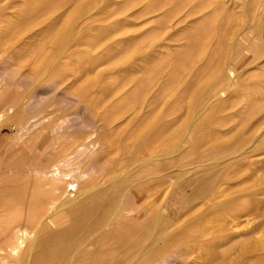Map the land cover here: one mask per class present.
I'll return each mask as SVG.
<instances>
[{"label":"bare ground","instance_id":"bare-ground-1","mask_svg":"<svg viewBox=\"0 0 264 264\" xmlns=\"http://www.w3.org/2000/svg\"><path fill=\"white\" fill-rule=\"evenodd\" d=\"M57 6L47 7L56 15L45 21L42 34L47 33L52 46L67 48L70 22L66 9L59 11ZM151 7V12L163 13L145 39L164 35L182 39L185 53L192 57L190 74L207 61L206 53L219 51L200 87L188 94L189 102L198 105L197 112L218 109L221 104L216 101L234 84L240 85L243 69L241 90L232 95L243 100L246 136L221 147L211 133L203 141L211 145L205 151L189 146L181 152L187 137L170 145L163 55L144 66L139 80L134 79L135 72L142 67L130 74L127 106L112 109L113 115L106 113L105 118L94 112L97 106L85 102L86 92L67 94L69 74L67 78L66 69L55 66L56 51L25 82L0 53V132L7 127L16 130L14 138L0 146L3 264H73L75 258H80L78 264H262L257 222L252 227L225 224L233 210L247 204L229 197L232 179L243 171L241 162L263 160L254 157L264 151V0H157ZM223 60L229 63L220 72ZM41 88L60 102L45 106V98H36L44 93ZM127 111L142 113L140 127L132 131L133 140L124 144V153L109 159L112 142H105L106 137L101 143L102 134L97 132L113 133L112 123ZM123 134L109 140L119 146ZM100 150L106 152L102 164ZM244 189H239L237 198L244 196ZM259 192L246 193L253 199L254 219H260L263 210ZM168 204L175 206L168 207L170 214L199 212H192L196 217L187 227H167L168 218L161 211Z\"/></svg>","mask_w":264,"mask_h":264},{"label":"rangeland","instance_id":"rangeland-1","mask_svg":"<svg viewBox=\"0 0 264 264\" xmlns=\"http://www.w3.org/2000/svg\"><path fill=\"white\" fill-rule=\"evenodd\" d=\"M156 1L157 0H0V53H2L6 60L11 62L10 69L17 73L21 72L23 82H25L29 74L38 71L39 68L42 67L43 61L45 59L47 61L52 53L56 51L54 56L58 60H56L55 66L66 69L67 78L69 74V78L67 79L69 85L67 94L70 95L69 93H72V90L75 91L77 89H81L84 93L86 92L87 98L85 102L97 106L94 112L103 113L101 115H104V117L106 113L109 114V116L106 115V117L113 115L114 112L112 109L114 108V110H116V108H120L122 105L127 106L125 102L131 96V91L128 90L130 86V74L139 66L142 67L141 70L135 72L136 77L134 79L139 80L140 77L144 76V72L146 71V69L144 70V66L148 67L151 63L157 62L160 55H163V59L166 63L165 71L167 72V76L165 77V93L168 94L166 97L168 102L165 105V111L167 113L165 125L167 129L166 135L168 136L170 145H177L182 138L187 137L188 141L183 144L185 149H182L181 152L187 150L189 146H194L199 151H205L210 148L211 145L210 143L203 144V141H206L211 133L212 136L210 138L214 137L216 141L220 143L219 145H221V147L222 145H226V147L231 145L229 143H232V145L235 144L239 139H243L246 136L245 129L247 128V117H245L243 111V100L241 97L237 98L232 95L233 91L241 90V83L244 78L243 69L241 68L239 70L240 77L238 78L241 86L239 84H234L230 90L232 92L228 91L223 95L222 99L216 101V104H221L218 109L212 106L204 111L197 112L198 105L194 103L195 101L189 102L187 98L188 94L190 89L200 87L203 78L207 75L208 71L212 69L216 59L218 60L219 51L215 49V52L206 53L204 57L207 61L205 63H200L194 73L190 74V64L188 62L191 61L189 59L192 57L191 54L187 56L185 50L186 46L183 45L184 41L182 39H176V35H170L168 37L164 35V37L155 38L153 41L146 40L145 37L147 34L150 36V31L154 27H157V22L162 17V10L150 11V5L153 7ZM50 4H57L58 6L56 9H59V11H61L62 8L66 9L64 15L66 13V16L69 18L70 26L68 37L71 39L69 40L68 38L70 44L66 43L67 48L52 46L47 33L46 35L42 34L43 29H46V26L44 27L45 21L56 15L52 9L47 8ZM62 5L64 7H62ZM71 27L72 30H70ZM144 39L146 41H141ZM67 44L70 46L69 48ZM57 51L63 54H57ZM123 52L126 53L124 54ZM65 58L66 60H64ZM225 60H223L224 62L222 61L219 67L220 72H224L228 66L227 63H229V61L226 62ZM50 62L48 64H50ZM19 66L20 68L18 69ZM189 74L191 77L190 80L187 79ZM127 82H129L128 86L125 85ZM218 86H223L222 82H220ZM180 89L181 91H179ZM41 90L44 93L37 95L36 98L39 101L45 98V106L53 101L57 102L56 100L60 102V99H56L55 95L51 93L45 94L47 91L46 88H41ZM203 90H205V87H203ZM29 92H31V88H29ZM29 94L31 93H26L27 96ZM230 100L235 101L232 102ZM204 104L207 106L208 101ZM62 111L65 113L68 112L69 109H63ZM29 112L34 113L32 109H30ZM99 113L97 115H99ZM141 120L142 113L137 114L136 111H127L121 118L116 120L115 123H112L113 133L109 130L108 131L111 133H109L110 135H106L108 133L107 131L101 133L97 132L99 135L102 134L99 138H102V141H100L101 143L104 142L106 137L115 139L120 133L123 134L126 132L122 137L125 139L127 137L128 141H124V138H121L122 140L120 139L119 141L121 146H118V144L116 145V143L114 144V142L108 138L107 140L109 141L105 140L108 144L112 142L111 146L113 152L110 156L108 155L110 158L107 156L109 159H111V157H120V153H124L122 150L125 146L124 144L132 142L131 133L136 128L140 127L139 123ZM81 132L86 131L83 130ZM15 134L16 130L13 129V127L3 129L0 132V146H4L8 140L13 139ZM125 134H129L130 137H128L129 135L125 137ZM235 138H237L236 141ZM112 144H114L115 147ZM102 146L103 145H101V147ZM101 152L102 150L98 153L101 158L96 154L99 158V164H102L106 153L102 152L101 154ZM254 158L263 160L255 164H249L247 161L243 160L241 162L244 164L242 167L243 171L232 179L230 185V191L232 192H229L231 193L229 197L239 200V204H241L244 199L247 204H245L244 207L240 206L233 210L231 216H228V223L225 225L231 227H252L257 222L256 224L260 227L259 234L263 241L262 264H264V151L262 150L261 154ZM241 187H245L244 193H249L252 189H260L258 197L263 201V210L261 211L262 215L260 219H254L255 217H253V213L250 211L253 201L251 195L245 193L243 197L237 198V193L241 192L239 191ZM170 206L172 209L175 208L174 205L168 204V206L166 205V208L161 211L162 213L164 212L163 214L168 218L169 226L167 227H171L172 224L174 225H172L173 227H187L188 223H191L193 218L196 217L193 213L196 214V212H199L198 210L196 212L192 211V213L190 210V214L192 213L191 215L187 214L189 211L185 214L178 212L170 214L171 209L168 208ZM165 209L168 211L166 212ZM250 213H252V215ZM258 221H261V223H258ZM183 224H186V226ZM206 226L209 227V225L203 227ZM252 238L247 242L250 240L252 241ZM79 259L80 258L76 260L75 258L74 261L76 263L73 264H78ZM0 264H3L1 260ZM24 264H28V262Z\"/></svg>","mask_w":264,"mask_h":264}]
</instances>
